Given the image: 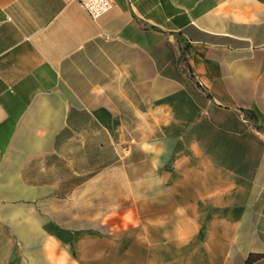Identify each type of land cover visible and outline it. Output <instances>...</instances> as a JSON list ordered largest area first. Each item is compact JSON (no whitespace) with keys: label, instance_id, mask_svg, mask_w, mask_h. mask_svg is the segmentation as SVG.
<instances>
[{"label":"crops","instance_id":"1","mask_svg":"<svg viewBox=\"0 0 264 264\" xmlns=\"http://www.w3.org/2000/svg\"><path fill=\"white\" fill-rule=\"evenodd\" d=\"M251 255L264 0H0V264Z\"/></svg>","mask_w":264,"mask_h":264},{"label":"built area","instance_id":"2","mask_svg":"<svg viewBox=\"0 0 264 264\" xmlns=\"http://www.w3.org/2000/svg\"><path fill=\"white\" fill-rule=\"evenodd\" d=\"M81 8L91 20H98L111 10L114 0H79Z\"/></svg>","mask_w":264,"mask_h":264},{"label":"trees","instance_id":"3","mask_svg":"<svg viewBox=\"0 0 264 264\" xmlns=\"http://www.w3.org/2000/svg\"><path fill=\"white\" fill-rule=\"evenodd\" d=\"M259 257L260 256H258V255H251V256H249L246 264H251L253 261H255L256 259H258Z\"/></svg>","mask_w":264,"mask_h":264},{"label":"rangeland","instance_id":"4","mask_svg":"<svg viewBox=\"0 0 264 264\" xmlns=\"http://www.w3.org/2000/svg\"><path fill=\"white\" fill-rule=\"evenodd\" d=\"M72 243V242H71ZM73 243H77V242H73ZM80 243H81V241H80ZM72 256H77V254L75 253V254H71ZM75 260H77V258H74Z\"/></svg>","mask_w":264,"mask_h":264}]
</instances>
